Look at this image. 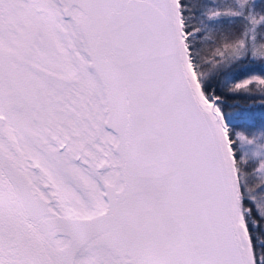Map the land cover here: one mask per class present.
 <instances>
[{
    "label": "snow or ice",
    "instance_id": "snow-or-ice-1",
    "mask_svg": "<svg viewBox=\"0 0 264 264\" xmlns=\"http://www.w3.org/2000/svg\"><path fill=\"white\" fill-rule=\"evenodd\" d=\"M0 264H264V0H0Z\"/></svg>",
    "mask_w": 264,
    "mask_h": 264
}]
</instances>
